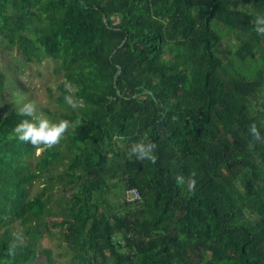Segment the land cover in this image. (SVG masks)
<instances>
[{"label": "trees", "instance_id": "trees-1", "mask_svg": "<svg viewBox=\"0 0 264 264\" xmlns=\"http://www.w3.org/2000/svg\"><path fill=\"white\" fill-rule=\"evenodd\" d=\"M257 13L264 0H0L1 39L29 65L56 63L45 110L74 122L34 145L14 135L17 107L0 114V264H37L46 235L74 264H264ZM148 138L155 163L130 152Z\"/></svg>", "mask_w": 264, "mask_h": 264}, {"label": "rangeland", "instance_id": "rangeland-1", "mask_svg": "<svg viewBox=\"0 0 264 264\" xmlns=\"http://www.w3.org/2000/svg\"><path fill=\"white\" fill-rule=\"evenodd\" d=\"M56 63L46 59L42 63L27 64L18 50L11 49L0 37V69H5L7 79V99L0 101V114L3 115L9 108H18L17 101L21 97L33 99L38 102L42 110L51 118L52 115L45 109L56 111L55 102L51 100L48 88H51L55 97L59 93V83L62 80L59 72L55 73ZM57 98V97H56ZM43 148L37 150L39 154ZM41 188L39 182H35L33 189ZM56 194H62L60 190ZM61 220L60 218H55ZM55 230V229H54ZM122 238V234H118ZM67 243L57 235H46L39 239V251L35 263L37 264H74L72 254L67 248ZM45 249L52 252L53 259L49 260Z\"/></svg>", "mask_w": 264, "mask_h": 264}, {"label": "clouds", "instance_id": "clouds-1", "mask_svg": "<svg viewBox=\"0 0 264 264\" xmlns=\"http://www.w3.org/2000/svg\"><path fill=\"white\" fill-rule=\"evenodd\" d=\"M254 23L257 33L264 34V13H257ZM64 87L68 90V93L75 90L70 81H65ZM64 99L73 108L79 106L77 98L72 94H65ZM17 104V111L22 116V119L16 123L13 131L15 137L20 141L30 142L34 145L52 146L59 143L67 130L74 125V122L68 118H60L58 120L51 118L42 110L38 102L33 99L21 97ZM249 132L257 140L264 139V132L261 131L256 122H252ZM157 148L158 145L154 140L150 138L141 139L131 146L130 152L137 160H148L155 163L158 159ZM177 180L182 182L184 177L180 175ZM194 184L195 181L189 187H193ZM15 248L16 245L13 243L9 248V252L14 254Z\"/></svg>", "mask_w": 264, "mask_h": 264}, {"label": "built area", "instance_id": "built-area-1", "mask_svg": "<svg viewBox=\"0 0 264 264\" xmlns=\"http://www.w3.org/2000/svg\"><path fill=\"white\" fill-rule=\"evenodd\" d=\"M126 197L128 200H135L140 198V191L137 188L128 189L126 191Z\"/></svg>", "mask_w": 264, "mask_h": 264}, {"label": "bare ground", "instance_id": "bare-ground-1", "mask_svg": "<svg viewBox=\"0 0 264 264\" xmlns=\"http://www.w3.org/2000/svg\"><path fill=\"white\" fill-rule=\"evenodd\" d=\"M61 85V84H60ZM52 100V99H51ZM92 141V140H91ZM75 149V148H74ZM77 151V150H76ZM78 153V152H77ZM189 157H191V156H189ZM192 159V158H191ZM257 190V189H256Z\"/></svg>", "mask_w": 264, "mask_h": 264}]
</instances>
